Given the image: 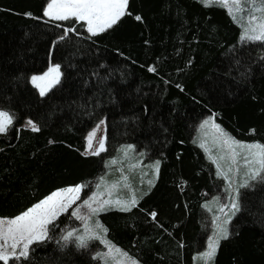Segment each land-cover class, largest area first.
Segmentation results:
<instances>
[{
	"label": "trees",
	"instance_id": "16d2710c",
	"mask_svg": "<svg viewBox=\"0 0 264 264\" xmlns=\"http://www.w3.org/2000/svg\"><path fill=\"white\" fill-rule=\"evenodd\" d=\"M47 2L0 0V110L14 115L0 134V218L84 185L80 204L132 145L138 155L119 166L148 163L129 178L137 197L148 194L131 211L99 214L106 238L139 264H205L198 259L210 232L204 207L226 191L192 140L210 115L236 140L264 143V43L240 42L225 9L200 0H129L130 14L96 36L84 22L45 18ZM68 28L74 31L65 35ZM49 63L62 75L41 96L29 78ZM29 119L38 132L21 127ZM102 119L105 151L86 156L85 137ZM239 202L209 264H264V182L241 189ZM49 227L50 238L15 264H103L93 259L97 243L78 248L61 239L81 229L72 208Z\"/></svg>",
	"mask_w": 264,
	"mask_h": 264
},
{
	"label": "snow or ice",
	"instance_id": "6c2138e0",
	"mask_svg": "<svg viewBox=\"0 0 264 264\" xmlns=\"http://www.w3.org/2000/svg\"><path fill=\"white\" fill-rule=\"evenodd\" d=\"M200 2L204 7L217 6L225 8L228 14L240 23L242 28L241 42L259 41L264 43V0H200ZM128 4L129 0H48L43 10V16L56 21L74 19L77 23L84 22L86 30L92 36H96L113 28L122 17L129 15L130 13L127 11ZM238 12L245 13L247 20L245 21L243 16L238 17ZM135 19L140 21L142 17L136 15ZM71 31H74V29H65V35ZM61 39H64V37L62 36ZM148 71L155 72L156 68L150 66ZM61 75L60 65L56 64L51 65L43 75L33 76L31 79L33 85L39 89L40 95L44 96L51 87L60 82ZM38 81L42 83H38ZM13 120V114H10L9 111L0 110V134L7 132L13 124ZM209 122V120H205L200 128H205ZM102 124H104L103 120L100 121V125ZM100 125L89 132L86 138V152L91 150V155H99L100 152L105 150L104 138H100L98 147L93 148V139ZM26 126L33 132L40 130L30 119L26 121ZM212 127L219 134L218 137H214L213 142L220 148V153L213 156L211 149L206 146L205 142H201L199 146L216 166L217 176L224 179L229 202L220 205L218 208V211L226 217L222 224L218 223L219 216H213V235L208 239L206 251L198 257V259L205 261V264H209L214 259L220 240L227 239L229 236L226 225L240 211V189L251 187L253 181L264 182V143H244L225 133L219 125L213 123ZM251 131L254 132L255 130ZM132 149V145L127 146V150L131 151ZM117 163L118 161L113 159L106 167ZM159 166L160 162L158 160L151 165L156 175H158ZM130 167L134 168L135 165ZM242 168L245 171L241 175ZM118 171H121L119 180L109 185L102 177L100 183L97 184L98 191L93 192L88 199L83 201L82 205H78L73 209L72 215L83 222V231L80 232L79 229L67 231L61 239L68 242L74 238L78 248L88 247V241L90 240H99L108 251L97 253L93 259H102L105 264H108L109 258L115 264H138L136 259L117 248L106 238L108 230L100 224L99 220L90 222L91 217L112 208L124 212L131 211L132 208L137 207L139 199L148 194L144 192L140 197H137L136 191L132 189L128 182V177L123 174L121 169H118ZM238 176L240 177L239 181L235 179ZM148 184L150 191L151 187L154 186V181L149 180ZM102 186L107 193V199H101L104 193L100 192L99 189ZM121 186L128 189V199H124L119 195ZM83 187L84 185H76L54 191L15 217L0 218V262L2 264H10V262L15 264V262L28 260L32 250L31 246L50 238L48 235L49 226L54 225L58 217L67 212L80 199L79 194ZM113 196L116 198L113 199ZM214 202H218V200ZM84 207L88 208V215L81 214V208ZM225 209L229 211L226 212ZM150 215L155 220L157 213L153 211ZM117 257L120 259H117Z\"/></svg>",
	"mask_w": 264,
	"mask_h": 264
},
{
	"label": "rangeland",
	"instance_id": "374dc122",
	"mask_svg": "<svg viewBox=\"0 0 264 264\" xmlns=\"http://www.w3.org/2000/svg\"><path fill=\"white\" fill-rule=\"evenodd\" d=\"M223 8V7H222ZM225 9V8H224ZM225 11L227 12V10L225 9ZM227 14H228V12H227ZM229 15V14H228ZM237 16L239 17V16H243L244 17V20L246 21L247 20V15L245 14V13H237ZM229 17H230V19L232 20V22L239 28V35L241 36V32H242V28H241V26H240V23H238L237 21H235L233 18H232V16H230L229 15ZM48 19V18H47ZM240 42H241V40H240ZM244 42H249V41H244ZM51 65H56V64H52V63H49L48 64V67L46 68V70L45 71H43L42 73H39V74H34V75H32L30 78H29V82H30V84L38 91V93H39V89L37 88V87H35L34 85H33V83H32V77L33 76H41V75H43V73H45L47 70H48V68L51 66ZM38 83H42V82H39L38 81ZM57 84H55L53 87H55ZM53 87H51L47 92H49ZM46 92V93H47ZM40 94V93H39ZM103 120V119H102ZM205 120H209L210 122H209V124L208 125H206L205 126V128H203V129H201L200 128V125L205 121ZM26 121L27 120H25L23 123H22V125H21V127L22 128H28V129H30L29 127H27L26 126ZM101 121V120H100ZM100 121L89 131V132H91L93 129H95L96 127H97V125H100ZM104 121V120H103ZM214 123V121H213V119H212V117L210 116V115H206V116H204L203 118H202V120L200 121V123H199V125H198V128H197V131L195 132V135H194V138H193V143L203 152V154L205 155V157H206V159H207V161L212 165V167H213V169H214V171H215V174H216V176H217V169H216V166L211 162V160L208 158V155H206V153H205V151L199 146V144L201 143V142H205L206 143V146L207 147H209L210 149H211V154L213 155V156H217L219 153H220V148H218L215 144H214V142H213V140H214V137H218L219 136V134L218 133H216V131H215V129L212 127V124ZM214 124H216V123H214ZM221 128V127H220ZM222 129V128H221ZM224 131V130H223ZM88 132V133H89ZM225 132V131H224ZM88 133H87V135H86V137H85V141H86V144H85V151H84V154L85 155H91L90 154V151L91 150H88L87 152H86V148H87V136H88ZM226 133V132H225ZM228 134V133H227ZM100 138H104V140H105V122H104V124H102V125H100V127H99V129L96 131V136H95V138L93 139V148H97L98 147V145H99V140H100ZM245 143V142H244ZM105 151V150H104ZM103 151V152H104ZM103 152H100V154L101 153H103ZM125 153H127L126 155H125ZM138 155V153L137 152H135V149H132L131 151H129V150H127V146H125V147H122L120 150H119V152H118V163L117 164H115V165H110V166H107L106 167V170L104 171V173L102 174V176L99 178V181L96 183V186H95V188H94V190H93V192H96V191H98V189H97V184L98 183H100V180H101V178L103 177V178H105V180H106V182L110 185L111 183H113V182H115V181H117V180H119V178H120V176H121V171H118V169H121L122 170V168L119 166V164L121 163V161L122 160H124L125 159V157H131V156H134V157H136ZM223 163V162H222ZM107 165H109V164H107ZM125 165H126V169H127V171H123V174L124 175H126L127 177H128V182H129V178H130V176H133L137 171H135L134 170V168H139V169H141V168H143V166H145V165H148V163H146V162H144V160H139V162H137V164H134V161H132L131 159H128V160H126L125 161ZM131 165H135V167L134 168H131L130 166ZM245 171V169H241V175L243 174V172ZM144 174V173H143ZM143 174H139V176L141 177ZM143 177V176H142ZM141 177V178H142ZM218 177V176H217ZM218 178H220L221 180H222V182H223V185H224V187H226V185H225V181H224V179L223 178H221V177H218ZM144 179H146V178H144ZM237 181H239V179H240V177L238 176V177H236L235 178ZM258 181V180H257ZM257 181H253V182H251V184L253 185L254 183H256ZM234 187H235V185H234ZM64 189V188H63ZM241 189H243V188H241ZM241 189H240V192H241ZM59 190H61V189H59ZM82 190H83V188H82ZM57 191V190H56ZM99 191L100 192H102V193H104V195L101 197V199H107L108 198V196H107V193H106V191H105V188L102 186L100 189H99ZM126 191H128L127 189H124L122 186H121V190H120V192H119V195L122 197V198H124V199H128L129 198V192H127L126 193V196H125V192ZM92 192V193H93ZM81 193H82V191L80 192V194H79V196L81 195ZM92 193L86 198V199H88L91 195H92ZM116 197L115 196H113V199H115ZM218 200V202H214V201H209L208 203H206L205 204V207H204V221H203V224H204V226H206V227H208L209 229H210V232H209V236H208V239H209V237L210 236H212L213 235V223H212V220H213V216H219L220 217V220L218 221V223H223V220L224 219H226V217H225V215L223 214V213H220L219 211H218V208L220 207V205H223V204H228V202H229V200H228V192H226V197L224 198H221V200H219V199H215V201H217ZM77 202H78V200L76 201V203L75 204H73L72 205V211H73V209H75L78 205H82V203H83V201L82 202H79L80 204H78L77 205ZM206 205H207V207H206ZM93 206H96V205H93ZM71 208H69V209H71ZM68 209V210H69ZM112 209H114V210H117L116 208H112ZM111 209V210H112ZM209 209H211V210H209ZM225 211L226 212H228L229 210L228 209H225ZM102 212H105V211H102ZM102 212H100V213H102ZM99 213V214H100ZM63 214V213H62ZM81 214L82 215H88L89 214V210H88V208H86V207H84V208H81ZM99 214L98 215H96V216H93V217H91V221L90 222H94V221H96V220H99V218H98V216H99ZM229 214H230V212H229ZM74 218H76V217H74ZM78 220V219H77ZM81 221V220H80ZM100 222V221H99ZM101 224V223H100ZM102 225V224H101ZM228 225V224H227ZM227 225H226V227H227ZM74 229H77V228H71V229H68V230H66L65 231V233L64 234H66V232L67 231H71V230H74ZM83 231V222L81 221V229H80V232H82ZM68 242H74V244L76 245V241H75V239L74 238H72L71 240H69ZM207 242H208V240H207ZM94 243H97V246L94 248V249H92V254L95 256L97 253H104V252H107L108 251V249L103 245V244H101L100 243V241L99 240H90V241H88V246L89 245H92V244H94ZM113 244V243H112ZM114 245V244H113ZM117 247V246H116ZM117 248H119V247H117ZM206 249H207V244L205 245V248H204V250H203V252H205L206 251ZM122 250V249H121ZM123 251V250H122ZM117 259H120L119 257H117ZM101 261H102V263L103 264H105V261L104 260H102V259H100ZM108 264H115V262L114 261H112L110 258L108 259ZM139 264V263H138Z\"/></svg>",
	"mask_w": 264,
	"mask_h": 264
},
{
	"label": "crops",
	"instance_id": "0c3cea01",
	"mask_svg": "<svg viewBox=\"0 0 264 264\" xmlns=\"http://www.w3.org/2000/svg\"><path fill=\"white\" fill-rule=\"evenodd\" d=\"M45 17V16H44ZM45 18H48V17H45ZM48 19H50V18H48ZM28 129V128H27ZM31 130V129H30ZM83 154H84V152H83ZM85 155V154H84ZM86 156H88V155H86Z\"/></svg>",
	"mask_w": 264,
	"mask_h": 264
}]
</instances>
